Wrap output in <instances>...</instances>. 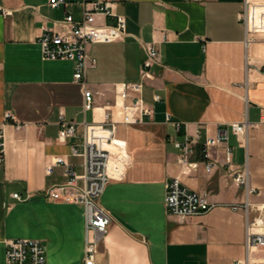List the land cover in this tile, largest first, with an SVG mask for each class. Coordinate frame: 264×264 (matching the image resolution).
I'll use <instances>...</instances> for the list:
<instances>
[{"label": "crops", "instance_id": "obj_1", "mask_svg": "<svg viewBox=\"0 0 264 264\" xmlns=\"http://www.w3.org/2000/svg\"><path fill=\"white\" fill-rule=\"evenodd\" d=\"M94 1L66 0L53 8L49 0H0V123L6 113L20 123L4 127L0 264H7V242L14 238L40 239L45 264H85L91 235L85 208L47 194L67 181L64 166L51 173L48 166L64 157L82 173L83 158L72 147L83 143L85 122L112 127L107 113L116 123L119 154L111 164L114 177L100 197L113 221L95 264H240L248 257L264 264V248L248 252L246 247V192L232 175L246 168L259 191L251 200L264 204V34L246 43L240 20L244 0H109L126 18V35L89 46L95 63L85 81L95 101L85 111L75 63L44 60L39 38L62 30L67 15L81 21L85 6ZM252 12V22L261 21L262 11L254 7ZM108 23L113 20L96 16L97 25ZM151 43L160 58L146 68ZM137 82L153 113L127 125L118 91L123 83ZM62 116L76 123L75 135L63 141ZM245 120L251 123L246 143L231 128ZM198 130V151L192 156L197 166L188 172L178 163L175 143L186 134L197 137ZM218 130L229 137L210 149L216 165L208 172L200 146ZM174 178L190 190L207 192L212 209L184 219L171 214L165 199Z\"/></svg>", "mask_w": 264, "mask_h": 264}, {"label": "built area", "instance_id": "obj_2", "mask_svg": "<svg viewBox=\"0 0 264 264\" xmlns=\"http://www.w3.org/2000/svg\"><path fill=\"white\" fill-rule=\"evenodd\" d=\"M66 0H49V4L55 8ZM91 7L85 6L84 17L81 21L74 19L72 15H67L63 21V28L60 31L49 30L44 32L39 41L42 47V58L44 60H71L76 65L74 81L82 85L84 110L94 108V92L86 84V72L95 61L89 54V46L93 43H109L124 38L126 35V18L115 12L113 3L109 0H96L90 3ZM256 7L261 10V21L252 22V10ZM7 15L8 11H4ZM109 17L113 23L103 26L96 24V16ZM240 20L244 24L246 31V43H250L254 34H264V0H244L243 9L240 13ZM148 58L145 67L149 68L155 64L160 54L154 44L146 46ZM260 71L264 73V61L260 66ZM143 84L123 83L118 91L120 98L119 106L122 122L127 125L142 123L146 116L153 113L152 108L142 98ZM155 99L160 100L156 95ZM110 114L106 118L112 127H105L102 124H89L85 122L84 141L80 146H73L72 153L83 158V172L78 173L75 166L70 164L64 157H56L48 166L51 173L56 165L64 166L67 181L64 184L53 187L47 194L54 198L64 197L66 200L80 203L85 208L86 230L91 235L87 237L85 247V264H95V256L104 242L113 221L112 215L100 203V197L110 180L114 177L112 173V160L117 158L119 147L116 140L115 122L110 120ZM171 121V116L167 118ZM264 121V114L261 118ZM20 126L16 117L11 113H6L3 122L0 123V162L3 161L5 133L4 127L9 123ZM178 129H181V122H172ZM75 122L67 121L62 116L59 125V139L75 135ZM251 123L245 120L241 123L231 124L233 132L239 135L244 143L247 142L248 131ZM201 131L198 130L197 137L186 134L183 141L175 143L178 149V163L185 166L188 172L196 168L197 162L192 161L199 144ZM228 132L218 130L213 135H207L201 143L200 151L204 158L205 168L210 172L216 165L212 158L210 149L228 140ZM228 155L230 150L227 149ZM230 161V157H227ZM234 180L244 187L246 201L242 208L246 214V247L248 252L255 248H264V204H255L251 198L259 193L250 181V174L246 168L233 172ZM69 189H76V193H71ZM15 198L22 199L20 194H14ZM168 211L184 219L190 216L204 214L212 209L214 204L209 199L207 192L193 191L182 184L179 178H174L168 186L165 199ZM253 214H256L253 216ZM7 264H45L46 249L40 239L14 238L7 242L6 250ZM240 264H253L251 258H247Z\"/></svg>", "mask_w": 264, "mask_h": 264}]
</instances>
